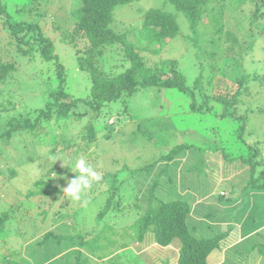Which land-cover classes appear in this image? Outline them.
Instances as JSON below:
<instances>
[{"label": "rangeland", "instance_id": "obj_1", "mask_svg": "<svg viewBox=\"0 0 264 264\" xmlns=\"http://www.w3.org/2000/svg\"><path fill=\"white\" fill-rule=\"evenodd\" d=\"M76 2L80 3L78 0H0L6 7V13L0 14V62H15L18 67L0 82V100H14L16 107L13 110L24 107L25 96H29L28 102L35 106L46 97L45 72L39 70L40 56L20 53L19 41L7 23L13 18L14 21L23 19L27 24L33 22L41 26L65 63L69 89L77 95L88 96L90 76L78 67L74 47L61 38L63 30L74 26L70 10ZM225 4L222 33L211 28L213 23L209 22L208 15H204L197 26L199 33L206 32L199 43L209 51L219 48L213 59L198 57L195 40L191 39L194 33L186 23L184 13L171 2L139 0L118 5L111 24L117 32L127 31L130 39L141 40L142 17L147 9L164 7L177 13L180 33L170 43H175L174 48L169 44L157 54L141 49V54L148 65L155 66L174 55L175 49L186 82L193 85L194 90L196 78L202 71L200 90L204 93L197 91L192 97L176 88H141L129 98L127 112L122 100L114 101L105 108L98 124L105 126V120L108 123L116 120L112 125L115 130L110 139L97 142L100 146L95 143L90 148L83 146L85 140L80 133L81 126L86 124L85 119L80 126L72 124L68 128V134L76 136L71 140L74 141L72 146L65 149V145L59 143L55 152L56 141H53L51 132L37 131L35 137L13 135L9 141L0 139V214L8 213L6 222L0 224V264H70L66 261L75 260L76 251L88 257L86 264H176V252L180 247L177 240L162 248L150 230L142 242L132 240L131 235L124 233V229L143 214L151 193L165 200L186 198L191 201L188 224L197 235L209 236L227 230L226 247L236 242L240 245L245 238L243 245L230 252L218 248L211 254L210 264L220 259L216 264H261V256L251 255V238L255 235L262 239L264 236V195L252 185L251 168L241 156L248 154L250 144L256 145L259 150L256 159H262L263 163L257 166L255 176L264 169V32L260 33L258 26L254 25L257 35L245 37L250 31L248 12L242 13L244 21L240 27L237 23L238 0H226ZM243 6L251 11L253 4L250 1ZM56 21L60 25H54ZM212 37L216 38L213 46L205 40ZM235 40H240V44L248 49L245 56L249 58L245 59V65L262 74L258 80L247 81L242 92L232 100L230 95L236 92L234 63L240 60L238 48L235 51ZM78 41L81 47L86 43L83 38ZM148 41L149 37L145 36L144 42ZM176 45L181 47L175 48ZM122 55V45L117 44L107 49L102 64L105 68L115 66L119 72L122 68L118 67L126 62ZM241 56L244 57V53ZM225 93L229 103L212 99L205 106L209 110L198 108L206 104L209 96H226ZM193 100L196 109L190 107ZM225 107L248 117V126L243 132L247 144L236 141L239 127L234 118L220 116ZM45 127L50 129L49 125ZM178 143L191 146L179 151L175 160L170 162L164 156ZM80 158L85 159L100 176L118 172L122 202L112 205L103 218L99 217V212L109 196L105 191L109 183L92 184L80 200L66 197L63 191L78 175L68 165L74 169V162ZM50 168L54 169L50 171ZM41 177L50 180L59 191L47 196L31 194V190L37 187L35 182ZM222 191L225 196H221ZM105 225L117 232L114 234L109 230L114 241L107 248L93 250L86 244L80 245L79 234L90 239ZM49 230L58 233V237L63 234L69 238L62 242L53 238L42 242ZM250 234L253 235L247 240L246 236ZM125 242L127 244L122 245ZM101 254L109 256L100 258ZM68 256L71 257L67 259Z\"/></svg>", "mask_w": 264, "mask_h": 264}, {"label": "trees", "instance_id": "obj_2", "mask_svg": "<svg viewBox=\"0 0 264 264\" xmlns=\"http://www.w3.org/2000/svg\"><path fill=\"white\" fill-rule=\"evenodd\" d=\"M71 8V14L74 20V26L71 29L63 30L61 38L70 43L75 49V55L77 58L78 67L88 72L91 79V86L88 96L83 97L72 92L68 87L69 74L66 69L63 59L58 53L55 52V45L53 40L48 38L41 26L37 23L27 24L23 19L14 21L9 20L8 27L11 29L12 35L18 39L17 48L23 55L35 54L40 56L39 70L45 72V100L35 106L28 102V97L25 96L24 107L16 108V103L13 100L7 99V101L0 100V139L10 138L14 136H37L39 131L51 132L53 141L55 142L54 150L58 148L59 143L65 145L64 148L72 146V142L76 136H70L68 134V128L70 126H80L84 119L86 124L82 127L80 133L81 137L85 140L84 147L90 148L93 143L100 146L99 143H103L104 140L110 139L113 135L115 128L112 125L116 123H108L105 120V126L98 124L100 117L102 116L105 108L110 107L114 101L122 100L125 105V112L129 110V98L137 93L141 88H153L169 87L176 88L180 91L195 96L197 91L200 90V83L203 81L202 71L198 75L195 81V90L193 85H189L186 81L184 72L181 70L180 59L178 58V51L174 49V55L162 60L155 66H150L146 63L144 56L141 54V49L149 50V52L156 53L162 48L169 45L174 39H177L180 33V26L177 19V13L170 12L164 7H151L147 9L143 14L142 22V34L140 39L129 38L127 31L117 32L111 24L114 20L115 9L118 5L128 4L139 0H78ZM226 0H164L165 3L171 2L176 9L182 11L186 17V23L190 26L191 31L194 33L195 44L197 46L198 57H211L216 58L218 49H211L201 45L199 42L205 37V31L199 33L197 26L204 15H208L214 31L222 33L224 31L223 26V14ZM252 2L253 6L251 11L245 8L243 5L246 2ZM240 6L239 14L237 16V23L241 27L244 19L242 17L243 12H248V24L249 29L244 36L257 35L254 25L258 26L260 33L264 32V0H238ZM73 9V10H72ZM210 11V14H208ZM6 13V7L3 3H0V14ZM245 15V14H243ZM76 17V19H75ZM54 25H60L59 22L53 23ZM215 25V27H214ZM59 28L58 26H56ZM149 37L148 43L144 42L145 36ZM190 37V36H188ZM78 38L86 40L84 46L79 45ZM190 39V38H189ZM206 41H210L212 46L216 44V38H206ZM26 44L28 47L22 46ZM121 44L123 48V60H126L122 64L121 71H116L117 67L111 66L105 68L102 64V59L106 55L107 49L109 50L113 46ZM175 44V43H174ZM173 44V45H174ZM185 44V43H184ZM237 52L240 54V60H235V85L236 92L230 95V99H235L247 84V81L260 77L259 70H252L245 65V59L249 58L247 54V47L243 43L240 44V40L234 42ZM170 44L171 48L173 46ZM186 45V44H185ZM181 46H184L183 44ZM181 46H175L179 48ZM204 55V53H206ZM244 53V57H242ZM34 58V57H33ZM244 59V60H241ZM103 65V66H102ZM214 66H217L214 64ZM18 67L15 62H0V82L5 80V77L11 72V70H17ZM201 69V68H200ZM248 86V85H247ZM204 90L201 91V93ZM226 94V93H225ZM208 95V94H207ZM209 96V95H208ZM209 100L202 104L199 109L208 105L212 99H218L224 104L229 103V97L214 95L209 96ZM211 104V103H210ZM192 109H196L197 105L195 100L190 104ZM207 109V108H205ZM18 110V111H17ZM209 110V109H207ZM212 110V109H211ZM13 112V113H12ZM221 117H232L236 124H238V133L236 141H246V131L248 117L244 114H239L236 110L228 111L222 110L220 112ZM49 125L50 129H46L45 126ZM5 127V128H4ZM108 128V131L106 130ZM113 128V129H112ZM38 131V132H37ZM107 131V132H106ZM100 137V139H99ZM26 138V137H25ZM27 141V140H26ZM100 141V142H99ZM99 142V143H97ZM191 146L190 144L178 143L170 148L168 154L164 157L168 158L170 162L175 160V155ZM26 150L28 147H25ZM249 152L246 156H241V159L249 163L251 168L250 175L252 179V185L258 189L260 193L264 195V169L258 176H255L257 166L262 162V159L257 160L258 148L256 145L249 146ZM30 150V149H29ZM56 168V167H55ZM97 168V167H96ZM52 171L54 168H50ZM106 181L108 188L105 191L109 192V196L106 200V204L99 212V217H105L106 213L110 211L112 205L121 204L122 195L119 193V179L118 172L103 174L101 180L93 182L102 183ZM36 189L31 190V194L38 195H53L59 191V188L52 184L50 180L44 178L38 179L36 182ZM120 195V196H118ZM221 196H225V192L222 191ZM264 200V198H263ZM133 223L129 224L124 229L125 234L131 235L132 240L144 241L146 233L150 230L154 233L156 243L162 248L171 246V244L177 240L180 244L178 252H176L177 263L176 264H210L211 254L218 248H222L225 252H230L233 248H236L245 242V238H242L243 243L237 245L236 242L228 247L224 246L226 242L227 230L217 232L214 235H197L193 229L190 228L188 221L191 213V201L186 198H177L171 200H165L157 197L151 193L148 196L147 206L144 211ZM8 219V213L3 212L0 214V224H4ZM128 229V230H126ZM197 230V228H195ZM114 234L116 230L105 225L104 228L90 239H85L81 234L80 245H87L91 249H100L108 247L114 239L110 236V231ZM58 234V233H57ZM53 230L45 232L43 241L53 239L68 240L69 236L60 234L58 237ZM253 234L246 236L247 240ZM57 236V237H56ZM252 236L251 255L261 256V264H264V236L262 239ZM261 238V237H260ZM225 240V241H224ZM246 240V241H247ZM41 241V240H40ZM123 243L122 245H126ZM243 247V246H241ZM240 247V248H241ZM76 251L75 260L66 261L70 264H86L88 257H83ZM109 256L101 254L100 258ZM258 256V257H259ZM71 256H68L69 259ZM118 258V256L116 257ZM220 259L218 262H220ZM216 262V263H218ZM118 263V262H117ZM215 263V264H216ZM10 264H14L10 263ZM221 264V263H219Z\"/></svg>", "mask_w": 264, "mask_h": 264}, {"label": "clouds", "instance_id": "obj_3", "mask_svg": "<svg viewBox=\"0 0 264 264\" xmlns=\"http://www.w3.org/2000/svg\"><path fill=\"white\" fill-rule=\"evenodd\" d=\"M68 166L73 172H77L78 175L76 174L75 178L69 181L68 186L63 191L66 197L80 200L82 194L92 187L93 182L101 180V176L83 158L74 162V169L71 164Z\"/></svg>", "mask_w": 264, "mask_h": 264}, {"label": "built area", "instance_id": "obj_4", "mask_svg": "<svg viewBox=\"0 0 264 264\" xmlns=\"http://www.w3.org/2000/svg\"><path fill=\"white\" fill-rule=\"evenodd\" d=\"M1 178H2V177H1V175H0V181H1Z\"/></svg>", "mask_w": 264, "mask_h": 264}, {"label": "crops", "instance_id": "obj_5", "mask_svg": "<svg viewBox=\"0 0 264 264\" xmlns=\"http://www.w3.org/2000/svg\"><path fill=\"white\" fill-rule=\"evenodd\" d=\"M238 240V239H237Z\"/></svg>", "mask_w": 264, "mask_h": 264}]
</instances>
